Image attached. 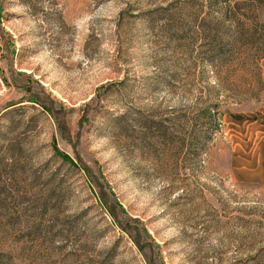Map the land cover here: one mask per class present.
Wrapping results in <instances>:
<instances>
[{
	"label": "rangeland",
	"instance_id": "rangeland-1",
	"mask_svg": "<svg viewBox=\"0 0 264 264\" xmlns=\"http://www.w3.org/2000/svg\"><path fill=\"white\" fill-rule=\"evenodd\" d=\"M237 28L264 1L0 0V264H264Z\"/></svg>",
	"mask_w": 264,
	"mask_h": 264
},
{
	"label": "trees",
	"instance_id": "trees-1",
	"mask_svg": "<svg viewBox=\"0 0 264 264\" xmlns=\"http://www.w3.org/2000/svg\"><path fill=\"white\" fill-rule=\"evenodd\" d=\"M247 1H255V0H247ZM257 1H264V0H257ZM246 26V24H242L239 26V28L241 29L242 27ZM253 33V32H252ZM248 38L243 37L242 34H240V30L234 29L231 35V45L234 46V48H237L239 46H244L247 47V49H249V45H251L253 47L252 51L250 49V51H247L244 53V60L245 63L244 64H250V65H254L255 66V74L258 78V80L261 82V74H260V70L257 67V61L261 58L264 57V40H261L259 37H257L256 39H254V35H251V33H248ZM254 34V33H253ZM254 74V75H255ZM212 116V115H211Z\"/></svg>",
	"mask_w": 264,
	"mask_h": 264
}]
</instances>
